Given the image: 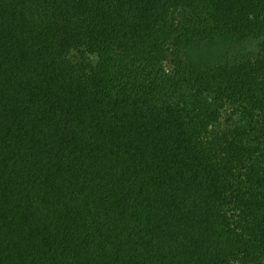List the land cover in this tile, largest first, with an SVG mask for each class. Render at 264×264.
Returning <instances> with one entry per match:
<instances>
[{
    "label": "trees",
    "instance_id": "1",
    "mask_svg": "<svg viewBox=\"0 0 264 264\" xmlns=\"http://www.w3.org/2000/svg\"><path fill=\"white\" fill-rule=\"evenodd\" d=\"M0 264H264V0H0Z\"/></svg>",
    "mask_w": 264,
    "mask_h": 264
},
{
    "label": "rangeland",
    "instance_id": "2",
    "mask_svg": "<svg viewBox=\"0 0 264 264\" xmlns=\"http://www.w3.org/2000/svg\"><path fill=\"white\" fill-rule=\"evenodd\" d=\"M71 57L72 58H77L78 57V52L77 51H73L72 53H71Z\"/></svg>",
    "mask_w": 264,
    "mask_h": 264
}]
</instances>
